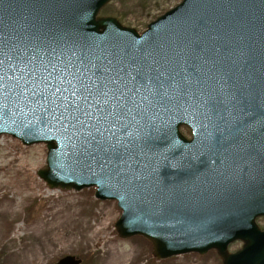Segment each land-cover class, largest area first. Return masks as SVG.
Instances as JSON below:
<instances>
[{
  "label": "water",
  "instance_id": "water-1",
  "mask_svg": "<svg viewBox=\"0 0 264 264\" xmlns=\"http://www.w3.org/2000/svg\"><path fill=\"white\" fill-rule=\"evenodd\" d=\"M109 1L0 0L9 44L0 55V136L44 144L37 176L47 187H95V199L116 201L121 211L116 234L144 238L157 260L214 250L221 264H264L256 224L264 216V0H182L140 35L98 16ZM81 51L147 57L165 73L163 88L137 93L132 116L102 128L128 145L122 161L103 163L89 147L94 120L63 115L62 97L75 99L64 62ZM235 241L242 246L229 253ZM80 263L65 256L55 264Z\"/></svg>",
  "mask_w": 264,
  "mask_h": 264
},
{
  "label": "rangeland",
  "instance_id": "rangeland-1",
  "mask_svg": "<svg viewBox=\"0 0 264 264\" xmlns=\"http://www.w3.org/2000/svg\"><path fill=\"white\" fill-rule=\"evenodd\" d=\"M179 2L111 0L100 15L120 18L121 25L141 33ZM181 133L189 136L184 128ZM45 155L41 144L26 147L0 136V199H5L0 210L14 200L12 212L0 216V264H55L65 256L79 259L80 264H221L214 251L156 260L142 237L121 239L114 230L121 213L116 202L95 199L94 188H48L37 176L45 167ZM257 224L264 230V218ZM240 246L236 242L228 250L233 253Z\"/></svg>",
  "mask_w": 264,
  "mask_h": 264
},
{
  "label": "snow or ice",
  "instance_id": "snow-or-ice-1",
  "mask_svg": "<svg viewBox=\"0 0 264 264\" xmlns=\"http://www.w3.org/2000/svg\"><path fill=\"white\" fill-rule=\"evenodd\" d=\"M8 47L6 37L0 31V55H8L6 52ZM126 55L111 52L93 59L83 51L79 54L72 52L71 57L64 62L63 72L72 76V80L68 82L71 88L70 97L75 99L72 103H66L69 97H62L65 101L63 115L78 124H84L86 119L95 121V124L87 125L89 128H95L97 133L92 137L89 147H94L103 163L122 161L128 150V145L114 132L105 137L103 126L107 124L115 128L132 116L135 98L141 89L147 86L158 88L165 86V73L154 66L155 61L149 62L147 57L126 58ZM49 56L55 58V50ZM11 58L9 56V59ZM52 58L47 59V66L56 72L58 64L53 63ZM36 59L37 57L33 56L29 64ZM2 63L0 60V64ZM41 66H44L43 61ZM44 70L47 71V67ZM29 72L34 75L33 69L29 68ZM52 75V72L48 73V78H52ZM59 91L58 88L57 92ZM64 91L67 92L69 89ZM89 101L96 103L90 104ZM93 107L95 113L90 111ZM122 148L124 153L121 152Z\"/></svg>",
  "mask_w": 264,
  "mask_h": 264
},
{
  "label": "bare ground",
  "instance_id": "bare-ground-1",
  "mask_svg": "<svg viewBox=\"0 0 264 264\" xmlns=\"http://www.w3.org/2000/svg\"><path fill=\"white\" fill-rule=\"evenodd\" d=\"M0 201L1 202H5L4 196L1 197ZM10 203H11V205L8 204V206H7L8 209H2V210H0V216L5 215L7 212H12L14 200H11ZM2 204L7 205V203H2ZM28 253H29L28 251L24 252L22 258H25ZM109 254H112V252L109 251Z\"/></svg>",
  "mask_w": 264,
  "mask_h": 264
},
{
  "label": "trees",
  "instance_id": "trees-1",
  "mask_svg": "<svg viewBox=\"0 0 264 264\" xmlns=\"http://www.w3.org/2000/svg\"><path fill=\"white\" fill-rule=\"evenodd\" d=\"M118 19L122 22V20L120 18H118Z\"/></svg>",
  "mask_w": 264,
  "mask_h": 264
}]
</instances>
